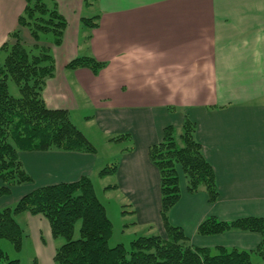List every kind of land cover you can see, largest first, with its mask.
Listing matches in <instances>:
<instances>
[{
    "label": "crops",
    "instance_id": "1",
    "mask_svg": "<svg viewBox=\"0 0 264 264\" xmlns=\"http://www.w3.org/2000/svg\"><path fill=\"white\" fill-rule=\"evenodd\" d=\"M57 2L67 27L62 43L52 47L55 73L43 98L49 108L69 109L72 119L76 110H91L86 119L107 144L110 135H132L134 148L121 150L114 188L135 210L138 223L166 232L160 174L148 149L162 139L166 126L179 128L188 117L197 124L196 138L214 167L220 195L211 203L204 191L189 193L183 181L170 222L195 246L254 250L263 240L260 233L203 236L197 228L208 216H264V0H97L87 14L83 0ZM24 8L25 0H0V45ZM96 13L99 26L84 29L82 15ZM88 33L92 37L84 46ZM82 54L105 61V67L98 73L66 67ZM21 159L33 181L12 189V194L19 191L18 198L38 186L84 175L94 182L103 168L98 148L95 153L24 151ZM2 197L0 207L7 205ZM16 217L26 225L37 264H55L64 240L54 237L48 219L30 213ZM258 261L264 263L259 256Z\"/></svg>",
    "mask_w": 264,
    "mask_h": 264
},
{
    "label": "trees",
    "instance_id": "2",
    "mask_svg": "<svg viewBox=\"0 0 264 264\" xmlns=\"http://www.w3.org/2000/svg\"><path fill=\"white\" fill-rule=\"evenodd\" d=\"M96 1L83 0V6L91 7ZM99 20V13L81 18L83 28L88 30L98 27ZM66 27L67 19L59 11L57 0H25L17 27L0 45V197L10 194L15 186L33 181L21 159L24 151H97L74 123L69 109L49 108L43 98L47 80L55 73L52 47L62 43ZM91 37L90 33L83 37L84 46ZM105 65L91 54H82L66 67H87L98 73ZM11 82L18 95L11 93ZM196 129V122L186 117L179 128L166 126L162 139L148 149L160 174L164 235L154 232L137 236L128 246H110L113 223L95 193L93 179L84 175L74 181L38 186L22 195L14 206L0 207V242L7 239L21 251L28 233L16 216L30 213L46 217L54 237L64 240L56 248L55 264H252L251 252L264 259V216L233 220L208 216L198 225L197 233L203 236L230 230L260 233L263 240L252 251L223 245L195 246L182 227L170 222L169 212L182 197L183 181L189 193L204 191L211 203L220 195L214 167L203 153ZM108 140L128 141L122 152L134 148L129 132L110 135ZM119 163L120 159L105 165L99 175H115ZM117 186L110 184L106 189ZM124 209L122 212L135 211ZM79 220V236L75 237ZM0 264H19V259H11L0 245ZM29 264H37L36 258Z\"/></svg>",
    "mask_w": 264,
    "mask_h": 264
},
{
    "label": "rangeland",
    "instance_id": "3",
    "mask_svg": "<svg viewBox=\"0 0 264 264\" xmlns=\"http://www.w3.org/2000/svg\"><path fill=\"white\" fill-rule=\"evenodd\" d=\"M83 9L84 11L86 10L85 11L86 14L91 11V7L86 8L83 6ZM59 11L61 12V10ZM10 90L13 95L19 94L18 89L13 82L10 83ZM72 113H73L72 120L74 121V123L86 133L87 137H90V139H92L95 142L94 143L91 140L92 143H94L96 147L99 149V155L101 161L100 164L102 165L101 167H104L105 165H108L120 159L121 150L126 145L129 144L128 141H123L119 143L110 142V144H107L103 141V139H101V137L98 134H96L95 129L97 125L94 126L90 125L88 123V119H86L92 116L93 112H91V110L83 111V108H81ZM116 183H117V178L113 174H107L103 176L95 175L94 177L95 193L100 199V201L105 205L107 214L113 223V235L109 241V244L110 246H114L118 243H123L128 246L130 242L137 236L146 235L151 232H154L155 230H151V228L153 229L154 225L139 224L136 217L132 214V212L130 211L122 212L123 210H125L124 208L131 210L132 207H129L128 205H126L125 207L123 206L124 200L121 197L119 191H116L115 188L105 189L110 184H116ZM23 194L24 193H22V195ZM18 196H19V191L14 192V194L11 193L9 195H6L5 197L2 198H6L7 200L6 206H14L19 199ZM6 200H2V201H6ZM20 223L23 227L26 226L22 222ZM79 228H80V220L76 223L75 237L79 236ZM0 245L2 249H4L9 254V257L11 259H19V264H29L35 258L32 247L28 242H26V237L24 239V245L21 251H17L13 247V244L7 239H2ZM258 256L259 255L257 253L251 252L252 264H264V263H259ZM261 259L264 260L263 258Z\"/></svg>",
    "mask_w": 264,
    "mask_h": 264
}]
</instances>
